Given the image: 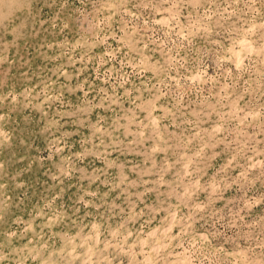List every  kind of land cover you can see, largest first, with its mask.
<instances>
[{
  "label": "rangeland",
  "instance_id": "374dc122",
  "mask_svg": "<svg viewBox=\"0 0 264 264\" xmlns=\"http://www.w3.org/2000/svg\"><path fill=\"white\" fill-rule=\"evenodd\" d=\"M0 264H264V0H0Z\"/></svg>",
  "mask_w": 264,
  "mask_h": 264
}]
</instances>
